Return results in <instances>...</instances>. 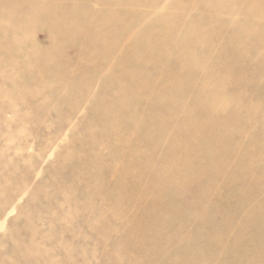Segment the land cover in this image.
I'll use <instances>...</instances> for the list:
<instances>
[{
    "label": "rangeland",
    "instance_id": "obj_1",
    "mask_svg": "<svg viewBox=\"0 0 264 264\" xmlns=\"http://www.w3.org/2000/svg\"><path fill=\"white\" fill-rule=\"evenodd\" d=\"M249 5L0 0V264H264Z\"/></svg>",
    "mask_w": 264,
    "mask_h": 264
},
{
    "label": "bare ground",
    "instance_id": "obj_2",
    "mask_svg": "<svg viewBox=\"0 0 264 264\" xmlns=\"http://www.w3.org/2000/svg\"><path fill=\"white\" fill-rule=\"evenodd\" d=\"M236 2L238 1V2H248V3H250V5H249V8L250 9H257V11H258V14H259V17L260 18H264V0H235ZM154 5V4H153ZM161 7V6H160ZM165 7V6H164ZM163 7V8H164ZM156 13V12H155ZM205 17V16H204ZM146 22V21H145ZM145 24V23H144ZM146 25V24H145ZM3 26V25H2ZM1 26V27H2ZM7 26V25H6ZM4 27V26H3ZM198 38V37H197ZM197 38L196 37H194L193 38V40H192V42L193 43H195V44H198L199 43V41L197 40ZM199 39V38H198ZM124 58H126V57H124ZM81 70V69H80ZM30 71V70H29ZM106 72V71H105ZM73 74V73H72ZM104 74V73H103ZM28 75V74H27ZM47 75V74H46ZM26 76V75H25ZM47 76H49V75H47ZM53 76V75H52ZM127 76V75H126ZM23 77V76H22ZM54 77V76H53ZM36 79H38V77H35ZM34 78V79H35ZM77 78V77H76ZM27 80V79H26ZM34 82V81H33ZM36 84V83H35ZM10 85V84H9ZM7 87V86H6ZM59 93V92H58ZM81 99V98H80ZM80 101V100H79ZM80 103V102H79ZM35 106V105H34ZM112 108V107H111ZM245 125V124H244ZM248 130V129H247ZM105 133V132H104ZM129 146V145H128ZM123 147V146H122ZM111 149V148H110ZM109 151H111V150H109ZM264 153V152H263ZM110 154H112L111 152H110ZM101 157V156H100ZM117 157V156H116ZM123 158V157H122ZM251 159V158H250ZM123 160V159H122ZM92 165V164H91ZM261 165V164H260ZM256 167V166H255ZM254 167V168H255ZM118 168V167H117ZM260 168V167H259ZM229 169V168H228ZM117 171V170H116ZM115 174V173H114ZM139 174V173H138ZM126 175V174H125ZM134 175V174H133ZM132 175V177L134 178V176ZM129 180H130V178H128ZM132 180V179H131ZM110 184V183H109ZM141 185V184H140ZM137 191V190H136ZM148 191V190H147ZM147 191L145 192V195H146V193H147ZM150 191V190H149ZM148 191V192H149ZM143 191H141V193H142ZM140 193V192H139ZM144 193V192H143ZM150 193H152V192H150ZM140 195V194H139ZM143 195V194H142ZM136 196H137V194H136ZM134 197H135V195H134ZM146 197V196H145ZM133 198V197H132ZM139 197H137V199H138ZM153 198V197H152ZM136 199V198H135ZM143 199V198H142ZM147 199V198H146ZM130 200V199H129ZM132 200V199H131ZM141 200V199H140ZM136 201V200H135ZM135 201L134 200H132V202H134L135 203ZM145 201H147V200H145ZM131 202V203H132ZM142 202V201H141ZM140 202V203H141ZM152 202V201H151ZM150 202V203H151ZM129 203H130V201H129ZM130 203V204H131ZM148 203H149V201H148ZM147 203V204H148ZM142 204V203H141ZM144 204V206L146 205V202L145 203H143ZM152 205V204H151ZM4 206V205H3ZM148 206H149V204H148ZM132 207H134L133 206V203H132ZM142 207V206H141ZM140 207V208H141ZM153 207H154V209H155V207L156 206H154V204H153ZM152 207V208H153ZM147 209H151V208H147ZM147 209H144V210H146V211H148ZM139 210V209H138ZM142 210V209H141ZM141 210H139V211H141ZM135 211H137V210H135ZM140 214V213H139ZM1 215V214H0ZM138 215V214H137ZM135 218V217H134ZM138 218V217H137Z\"/></svg>",
    "mask_w": 264,
    "mask_h": 264
}]
</instances>
